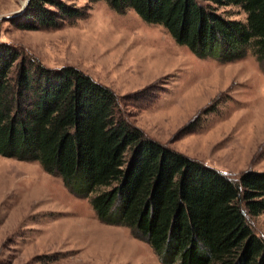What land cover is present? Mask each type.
Listing matches in <instances>:
<instances>
[{
  "label": "trees",
  "instance_id": "trees-1",
  "mask_svg": "<svg viewBox=\"0 0 264 264\" xmlns=\"http://www.w3.org/2000/svg\"><path fill=\"white\" fill-rule=\"evenodd\" d=\"M103 1L161 24L200 58L250 53L264 69V0ZM227 5L245 19L217 11ZM87 13L74 0H29L12 21L57 29ZM0 155L35 161L61 178L101 222L127 227L163 264H264V239L246 218L264 212V171L231 180L147 137L114 91L80 69L48 68L2 42Z\"/></svg>",
  "mask_w": 264,
  "mask_h": 264
},
{
  "label": "rangeland",
  "instance_id": "rangeland-1",
  "mask_svg": "<svg viewBox=\"0 0 264 264\" xmlns=\"http://www.w3.org/2000/svg\"><path fill=\"white\" fill-rule=\"evenodd\" d=\"M25 2L0 0V43L48 68L80 69L114 91L147 137L231 180L264 171V69L252 54L200 58L161 24L103 0H74L88 13L72 24L20 29L12 19ZM217 11L245 19L237 5ZM246 218L264 239V212ZM0 264L163 263L127 227L101 222L87 198L37 162L0 155Z\"/></svg>",
  "mask_w": 264,
  "mask_h": 264
},
{
  "label": "water",
  "instance_id": "water-1",
  "mask_svg": "<svg viewBox=\"0 0 264 264\" xmlns=\"http://www.w3.org/2000/svg\"><path fill=\"white\" fill-rule=\"evenodd\" d=\"M28 2H29V0H26L24 8H23L22 10H20V12H19V13H21V12H22V11H23V10L26 8V6H27Z\"/></svg>",
  "mask_w": 264,
  "mask_h": 264
}]
</instances>
